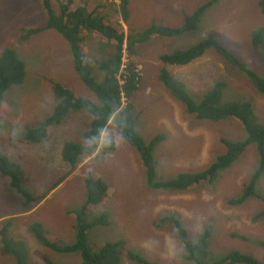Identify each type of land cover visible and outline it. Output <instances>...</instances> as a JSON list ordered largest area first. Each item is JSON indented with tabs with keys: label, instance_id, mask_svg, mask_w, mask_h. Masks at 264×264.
<instances>
[{
	"label": "rangeland",
	"instance_id": "1",
	"mask_svg": "<svg viewBox=\"0 0 264 264\" xmlns=\"http://www.w3.org/2000/svg\"><path fill=\"white\" fill-rule=\"evenodd\" d=\"M65 1L52 0L57 12L60 2ZM208 1L211 0H129L128 21L122 18L120 24L116 23L120 0H83V3L103 5L106 24L135 34L162 22L170 27L188 25V17ZM260 1L264 0H220L206 10L198 31L190 30L178 37L156 36L137 45L132 61L140 73L141 84L130 101L137 120L135 127L147 141L161 134L166 136L153 150L158 169L156 176L160 179L150 185L137 151L119 135L113 124L108 126L103 138L114 137L116 151L99 159L85 158L64 179L69 164L62 157L63 150L67 143L85 142V132L92 121L87 114L69 112L50 130L45 141H32L31 129H37L40 122L55 111L54 82L68 86L76 96L92 102H97L98 98L78 76L72 57L74 51L60 33L46 30L27 41L22 40L24 30L46 24L43 0H0V56L7 48L15 50L25 62L27 72L24 83L12 87L0 106V152L8 158V164H16L22 173L20 188L18 184L12 185L16 181L15 169L6 165V177L0 171V226H6V230L0 228V237L21 241L29 252L31 264H81L80 253L51 251L36 239L30 228L40 224L51 240L64 246L74 245L80 221L77 223L72 211L86 204L85 179L91 174L104 180L109 191L103 203L94 208L95 217L89 211L86 220L95 219L97 224L100 213L107 211L106 221L110 223L88 230L86 244L91 250H100L104 243L123 238L129 248L142 251L152 261L191 264L181 257L184 248L175 234L176 226L162 222L164 216H178L192 237L211 227L212 256L241 251L264 262V248L260 245L264 242V216L256 218L264 212V175L258 186L263 199L250 198L240 206L229 204L260 167L258 145L247 147L213 183L199 184L194 191L157 188L159 182L165 183L184 174L198 175L217 163L227 152L225 141L242 142L248 138L239 122L200 120L196 113L189 112L173 98L159 78L164 67L161 57L188 49L208 33H215L241 62L264 78V60L251 43L253 33L264 27ZM174 2L180 4L177 6L181 11L173 9L172 3L177 8ZM77 3L80 4V0ZM87 7L91 9L89 4ZM83 37V52L89 63H95L100 57L108 58L115 52L116 43L103 35L90 31L84 32ZM127 60L125 52L124 65ZM85 66L96 78H101L99 65ZM168 69L196 96L204 94L216 82H224L227 86L224 100L251 102L264 123V95L246 74L215 51L209 49L202 58L187 66H168ZM124 99L125 107L129 99ZM44 160H50L53 168L45 165ZM48 192L50 194L42 199ZM2 248L0 238V264H13L12 256L4 254ZM122 264L134 263L124 259Z\"/></svg>",
	"mask_w": 264,
	"mask_h": 264
},
{
	"label": "trees",
	"instance_id": "2",
	"mask_svg": "<svg viewBox=\"0 0 264 264\" xmlns=\"http://www.w3.org/2000/svg\"><path fill=\"white\" fill-rule=\"evenodd\" d=\"M218 1L220 0H211L199 7L188 17V25L172 28L151 24L143 32L129 34L128 36L125 30L122 29L120 31L112 24H106V15L102 14L104 6L101 4L87 2L91 7L89 9L87 7L88 4L86 2L84 4L83 0H80V4L77 3V0H66L65 2H60V10L57 12L52 0H43V9L47 16L46 24L36 29L24 30L22 40L27 41L32 36L41 34L46 30H55L60 33L66 39L71 51H74L72 57L78 76L98 98L97 102H92L78 97L69 87L54 82L53 89L57 101L55 111L49 118L40 122L37 129H31L32 133L29 134V137L33 142L40 143L47 139L50 130L69 112H83L92 118L90 127L85 132V142L80 145L72 143L65 145L62 157L69 164V170L65 174L64 179L70 176L84 162L85 158L93 157L94 159H99L102 155L108 156L116 151L115 138L111 135L103 138L110 124L115 125L119 135L137 151L146 170L147 184L154 185L157 179H160L156 176L158 169L157 163L153 158V150L166 136L161 134L147 141L135 127L137 120L133 115V107L130 101L141 84V77L132 58L137 54L138 44L147 43L156 36L178 37L190 30H198L201 18L206 10ZM128 7L129 0H120L118 6L119 17L116 18L117 24L121 23L122 18L125 22L128 21ZM259 7L264 14V1H260ZM192 21H194L193 25H191ZM90 31L99 36L103 35L108 41L115 42V52L108 58L103 59L100 57L95 63H89L87 54L83 52L85 42L83 34ZM251 43L264 60V27L253 33ZM185 49L176 50L172 54H165L161 57V61L164 64L159 75L161 83L189 112L196 113L198 119L214 122L232 119L240 123L243 130L247 132L248 138L242 142L225 141L224 145L227 146V152L220 156L217 163L202 170L198 175L184 174L165 183L159 182V187L157 188L164 191H194L199 184L213 183L217 175L229 169L245 152L247 147L256 144L259 148L260 167L249 178L241 193L229 200V204L240 206L250 198L263 199L258 186L261 176L264 175V123L261 122L254 105L249 101H225L224 95L227 86L222 81L216 82L204 94L196 96L185 82L169 71L168 66L189 65L204 56L209 49H214L226 58L232 66L246 74L262 95H264V78H260L245 63L241 62L233 52L219 41L215 33H208L204 39L194 44V46ZM125 50L128 54V60L125 68H123ZM85 64L99 65L98 74L101 75V78H96L95 74ZM26 77L25 62L15 50L5 49L0 56V106L4 102L5 94L12 87L22 85ZM124 98L129 99L125 107L123 106ZM69 108L72 110H68ZM6 165L16 170V181L12 185H19L20 180H22V173L19 171L18 166L16 164H8V158L0 152V171L5 177L8 174ZM89 175L90 177L85 179V188L86 192H88L86 204L72 211L77 223L78 220L80 221L77 241L74 245L64 246L51 240L48 232L40 224H34L33 226L35 227L30 228V232L51 251L57 253H80L82 256L81 264H122L124 259H128L134 264H161L145 257L142 251L129 248L127 241L123 238L119 241L104 243L100 250H91L87 246L86 237L89 229L93 226L102 227L110 224L106 221L108 218L107 211L100 213L101 216L97 224L94 222L95 219L91 222L86 220L89 211L93 212L95 217L94 208L97 204L103 203L109 191V186L104 180L94 178L91 174ZM24 194L26 195V192ZM49 194L50 192L44 195L42 199ZM263 216L264 212L256 218L261 219ZM176 217L164 216L162 217V222L172 223L176 226L175 234L184 248L181 253L184 261L191 264H264L252 254L241 251H231L221 257L212 256L210 254L213 238L211 227L201 231L197 237H192L184 229L179 217ZM0 228L6 230V226H0ZM0 238L3 241L2 252L12 256L13 264H31L29 252L21 241H8L5 237ZM260 245L264 248V242H260Z\"/></svg>",
	"mask_w": 264,
	"mask_h": 264
},
{
	"label": "crops",
	"instance_id": "3",
	"mask_svg": "<svg viewBox=\"0 0 264 264\" xmlns=\"http://www.w3.org/2000/svg\"><path fill=\"white\" fill-rule=\"evenodd\" d=\"M175 3V2H174ZM172 5V7H173V9L174 10H176V11H181V9L177 6V5H180L179 3H175V5L177 6V8L174 6V4L172 3L171 4ZM191 16V15H190ZM162 23H164V22H162ZM162 23H160L159 24V26H165V27H170V26H168V25H166L167 23H165V24H162ZM183 25H184V23H183ZM182 25V26H183ZM182 26H179V27H182ZM173 28V27H172ZM129 34H130V32L128 33L127 32V35L129 36ZM207 36V35H206ZM160 37H162V36H160ZM138 45H141V44H138ZM212 51H215L214 49H212ZM216 52V51H215ZM218 55H220L218 52H216ZM221 57H223L222 55H220ZM203 57V56H202ZM201 57V58H202ZM224 58V57H223ZM200 59V58H199ZM226 61H228L226 58H224ZM187 66V65H186ZM169 94L171 95V93L169 92ZM172 96V95H171ZM173 97V96H172ZM174 98V97H173ZM178 101V100H177ZM179 102V101H178ZM182 104V103H181ZM183 105V104H182ZM44 163H45V165H47L49 168H53V164H52V162L50 161V160H44L43 161ZM67 163V162H66ZM68 164V163H67Z\"/></svg>",
	"mask_w": 264,
	"mask_h": 264
},
{
	"label": "clouds",
	"instance_id": "4",
	"mask_svg": "<svg viewBox=\"0 0 264 264\" xmlns=\"http://www.w3.org/2000/svg\"><path fill=\"white\" fill-rule=\"evenodd\" d=\"M209 2V1H208ZM207 2V3H208ZM206 4V3H205ZM199 30V29H198ZM198 30H192V31H198ZM126 52V50L124 51V53ZM82 81V80H81ZM83 82V81H82ZM59 83V82H58ZM84 83V82H83ZM85 85V84H84ZM86 86V85H85ZM68 87V86H67ZM87 87V86H86ZM88 88V87H87ZM78 97H80V96H78ZM55 100H56V97H55ZM56 103H57V101H56ZM81 113H83V112H81ZM84 114H86V113H84ZM88 115V114H87ZM89 116V115H88ZM92 119V118H91Z\"/></svg>",
	"mask_w": 264,
	"mask_h": 264
},
{
	"label": "built area",
	"instance_id": "5",
	"mask_svg": "<svg viewBox=\"0 0 264 264\" xmlns=\"http://www.w3.org/2000/svg\"><path fill=\"white\" fill-rule=\"evenodd\" d=\"M117 2H119V0H116ZM123 68H125V65H123Z\"/></svg>",
	"mask_w": 264,
	"mask_h": 264
},
{
	"label": "bare ground",
	"instance_id": "6",
	"mask_svg": "<svg viewBox=\"0 0 264 264\" xmlns=\"http://www.w3.org/2000/svg\"><path fill=\"white\" fill-rule=\"evenodd\" d=\"M134 111V110H133ZM134 117H135V115H134Z\"/></svg>",
	"mask_w": 264,
	"mask_h": 264
}]
</instances>
